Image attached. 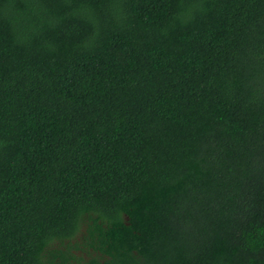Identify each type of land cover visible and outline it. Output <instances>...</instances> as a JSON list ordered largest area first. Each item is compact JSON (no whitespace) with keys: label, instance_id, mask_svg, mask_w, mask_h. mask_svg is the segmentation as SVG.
I'll list each match as a JSON object with an SVG mask.
<instances>
[{"label":"trees","instance_id":"1","mask_svg":"<svg viewBox=\"0 0 264 264\" xmlns=\"http://www.w3.org/2000/svg\"><path fill=\"white\" fill-rule=\"evenodd\" d=\"M0 264H264V0H0Z\"/></svg>","mask_w":264,"mask_h":264}]
</instances>
